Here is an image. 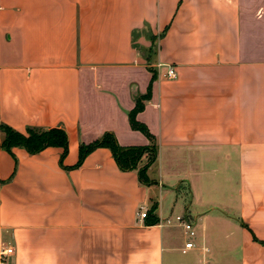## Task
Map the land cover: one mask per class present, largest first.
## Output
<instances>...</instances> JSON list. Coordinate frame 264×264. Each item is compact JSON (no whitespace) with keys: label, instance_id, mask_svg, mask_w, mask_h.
Listing matches in <instances>:
<instances>
[{"label":"crops","instance_id":"1","mask_svg":"<svg viewBox=\"0 0 264 264\" xmlns=\"http://www.w3.org/2000/svg\"><path fill=\"white\" fill-rule=\"evenodd\" d=\"M149 87L148 183L77 166L151 144ZM1 125L68 141L0 149L4 264H264V0H0Z\"/></svg>","mask_w":264,"mask_h":264},{"label":"trees","instance_id":"2","mask_svg":"<svg viewBox=\"0 0 264 264\" xmlns=\"http://www.w3.org/2000/svg\"><path fill=\"white\" fill-rule=\"evenodd\" d=\"M150 96V87L147 94L135 99L134 108L128 114L130 128L141 132L151 144L146 147H121L111 133L104 134L100 139L88 145L79 146L77 166L81 165L84 158L96 148H108L121 171L138 170L139 181L148 183L146 171L148 166L154 162L156 157V147L152 142L151 135L147 128L136 120V115L143 110V102ZM0 132L3 139L0 140V149L10 150L12 147H24L30 154L38 153L47 147H59L62 149L61 159L67 154V136L61 129H49L46 131L28 130L26 134L19 133L12 128L1 125ZM147 153L151 158L143 167L139 164Z\"/></svg>","mask_w":264,"mask_h":264},{"label":"built area","instance_id":"3","mask_svg":"<svg viewBox=\"0 0 264 264\" xmlns=\"http://www.w3.org/2000/svg\"><path fill=\"white\" fill-rule=\"evenodd\" d=\"M163 76L167 79H175L176 78V72H175L174 67L168 66L167 69H165V73ZM138 217L140 219H145L147 217V212L146 211L139 212ZM177 221L183 225L185 231L189 235H193L192 224L189 221H186L184 217L177 218ZM191 247H192L191 243L186 244V248H191ZM12 253H13V249H11V248L1 249V251H0V257H1L0 264H4L5 258L7 256L11 255Z\"/></svg>","mask_w":264,"mask_h":264},{"label":"rangeland","instance_id":"4","mask_svg":"<svg viewBox=\"0 0 264 264\" xmlns=\"http://www.w3.org/2000/svg\"><path fill=\"white\" fill-rule=\"evenodd\" d=\"M145 156H146L145 160H144L143 162H140L142 165L139 164V167H143V166H145V164H146V163L149 161V159L151 158L150 153H147Z\"/></svg>","mask_w":264,"mask_h":264}]
</instances>
